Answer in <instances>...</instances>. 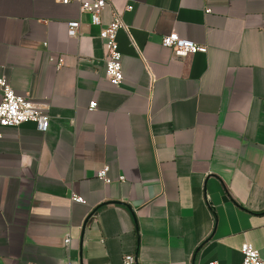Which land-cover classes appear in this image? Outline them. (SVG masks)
I'll list each match as a JSON object with an SVG mask.
<instances>
[{
	"label": "crops",
	"instance_id": "crops-1",
	"mask_svg": "<svg viewBox=\"0 0 264 264\" xmlns=\"http://www.w3.org/2000/svg\"><path fill=\"white\" fill-rule=\"evenodd\" d=\"M112 10L118 86L78 0H0V77L49 115L0 130V264L264 253V0H107L103 24ZM170 31L206 51L174 57Z\"/></svg>",
	"mask_w": 264,
	"mask_h": 264
},
{
	"label": "built area",
	"instance_id": "built-area-1",
	"mask_svg": "<svg viewBox=\"0 0 264 264\" xmlns=\"http://www.w3.org/2000/svg\"><path fill=\"white\" fill-rule=\"evenodd\" d=\"M66 3L68 0H61ZM79 9L90 17V23L99 26L98 37L104 49L103 72L110 83L114 86L121 84L123 80L121 59L122 54L118 48L117 33L122 27L121 11L112 10L110 21L106 24L101 22V11L107 5V0H78ZM66 32L70 37L77 35L80 22L76 19L66 21ZM161 45L167 47L174 57H184L190 53L205 52L206 46L199 45L189 39L180 37L175 31H170L161 36ZM61 61H59V64ZM95 107V102L88 103V109ZM32 122L35 128L44 132L49 125V115L36 105L28 95H20L14 92L6 77H0V130L8 127H16L22 123ZM96 176L109 182L107 167L96 172ZM120 180L122 177L119 178ZM74 201H81L78 196H73ZM66 237L64 242H68ZM241 261L237 264H264V253L253 248L250 243L244 242L240 247ZM133 262L131 255L124 257V263ZM196 264H230L218 261H207Z\"/></svg>",
	"mask_w": 264,
	"mask_h": 264
},
{
	"label": "water",
	"instance_id": "water-1",
	"mask_svg": "<svg viewBox=\"0 0 264 264\" xmlns=\"http://www.w3.org/2000/svg\"><path fill=\"white\" fill-rule=\"evenodd\" d=\"M91 216H92V214L89 215V218H90ZM89 220H90V219H89ZM89 220H88V221H89Z\"/></svg>",
	"mask_w": 264,
	"mask_h": 264
}]
</instances>
